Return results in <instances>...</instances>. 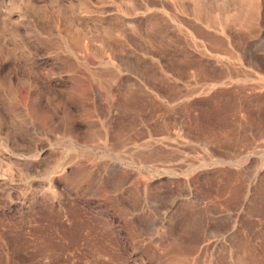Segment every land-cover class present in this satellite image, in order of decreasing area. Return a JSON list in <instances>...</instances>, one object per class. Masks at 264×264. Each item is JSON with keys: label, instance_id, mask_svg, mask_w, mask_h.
<instances>
[{"label": "rangeland", "instance_id": "rangeland-1", "mask_svg": "<svg viewBox=\"0 0 264 264\" xmlns=\"http://www.w3.org/2000/svg\"><path fill=\"white\" fill-rule=\"evenodd\" d=\"M250 1L0 0V264H264Z\"/></svg>", "mask_w": 264, "mask_h": 264}, {"label": "bare ground", "instance_id": "bare-ground-1", "mask_svg": "<svg viewBox=\"0 0 264 264\" xmlns=\"http://www.w3.org/2000/svg\"><path fill=\"white\" fill-rule=\"evenodd\" d=\"M247 1V0H246ZM250 1V0H249ZM250 2H253V0H251Z\"/></svg>", "mask_w": 264, "mask_h": 264}]
</instances>
